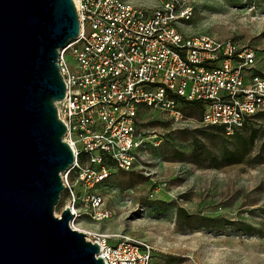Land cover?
Segmentation results:
<instances>
[{
	"label": "built area",
	"instance_id": "1",
	"mask_svg": "<svg viewBox=\"0 0 264 264\" xmlns=\"http://www.w3.org/2000/svg\"><path fill=\"white\" fill-rule=\"evenodd\" d=\"M74 3L81 31L59 51L66 96L57 107L67 127L65 141L75 153L74 165L62 175L75 230L78 200L70 174L90 190L108 179V163L120 171L147 169L141 112L159 110L183 122L177 99L201 103L200 124L221 126L232 135L263 113L264 74L256 70L251 49L187 33L193 9L182 0L150 10L125 0ZM85 200L93 210L103 205L95 194ZM118 239L109 244L102 234L87 238L100 246L97 257L105 264H153L151 245Z\"/></svg>",
	"mask_w": 264,
	"mask_h": 264
},
{
	"label": "rangeland",
	"instance_id": "2",
	"mask_svg": "<svg viewBox=\"0 0 264 264\" xmlns=\"http://www.w3.org/2000/svg\"><path fill=\"white\" fill-rule=\"evenodd\" d=\"M125 1L150 10L166 0ZM182 1L193 9L187 33L251 49L264 74V0ZM180 111L183 122L159 110L140 113L146 170L108 163V179L90 190L69 175L78 200L73 227L109 244L145 241L153 264H264V111L232 135L200 124L201 108L181 103ZM90 193L103 199L100 208L85 200ZM59 201L61 218L67 190Z\"/></svg>",
	"mask_w": 264,
	"mask_h": 264
},
{
	"label": "water",
	"instance_id": "3",
	"mask_svg": "<svg viewBox=\"0 0 264 264\" xmlns=\"http://www.w3.org/2000/svg\"><path fill=\"white\" fill-rule=\"evenodd\" d=\"M80 31L74 0H0V264H105L69 207L55 216L75 162L58 58Z\"/></svg>",
	"mask_w": 264,
	"mask_h": 264
},
{
	"label": "trees",
	"instance_id": "4",
	"mask_svg": "<svg viewBox=\"0 0 264 264\" xmlns=\"http://www.w3.org/2000/svg\"><path fill=\"white\" fill-rule=\"evenodd\" d=\"M177 101L181 104V103H186V104H190V105H192V106H194V107H196V108H201V111L203 110V106H202V104L201 103H197V102H188V101H185V100H183V99H177ZM201 115H202V112H201ZM259 115V114H258ZM258 115H256V117L258 116ZM252 123V122H251ZM250 123V124H251ZM249 124V125H250ZM249 125H247V126H249ZM216 127H219V128H222L223 130H224V128L223 127H221V126H216ZM216 127H212V128H216ZM245 128H247V127H245ZM225 131V130H224ZM234 148H236V151L239 149L238 148V145H235L234 146ZM234 162H236V163H238V161H234Z\"/></svg>",
	"mask_w": 264,
	"mask_h": 264
}]
</instances>
